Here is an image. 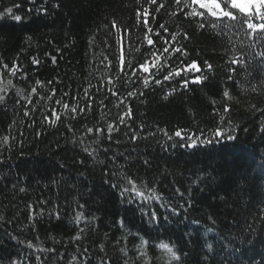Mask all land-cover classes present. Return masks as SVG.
I'll use <instances>...</instances> for the list:
<instances>
[{
    "label": "trees",
    "instance_id": "1",
    "mask_svg": "<svg viewBox=\"0 0 264 264\" xmlns=\"http://www.w3.org/2000/svg\"><path fill=\"white\" fill-rule=\"evenodd\" d=\"M9 7L22 20L0 18V264H169L162 242L180 255L171 264H264V40L242 17L191 0H0ZM194 60L200 72L164 79ZM161 129L213 142L189 148ZM127 176L161 200L122 202L112 185Z\"/></svg>",
    "mask_w": 264,
    "mask_h": 264
},
{
    "label": "snow or ice",
    "instance_id": "2",
    "mask_svg": "<svg viewBox=\"0 0 264 264\" xmlns=\"http://www.w3.org/2000/svg\"><path fill=\"white\" fill-rule=\"evenodd\" d=\"M137 2H139V0H137ZM149 2L152 5H156L157 4V0H149ZM176 4L179 5L182 2L185 3V5L187 6L188 4V0H175ZM191 4L193 5H198L199 8L201 9H206L207 14L215 17L217 20H221V19H228L231 21H237L238 19H241L242 17V23L244 25H246L247 29L251 30L250 34L254 35L257 39L259 40H264V23H256L253 22V17H255L258 20L264 21V0H191ZM14 7L18 8L19 5H15ZM164 7V4H160L159 7H157L155 10L159 11L161 8ZM39 12H46L47 9L46 8H38L36 9ZM235 10V11H233ZM29 11H31V9H29ZM13 13V7H9L7 9L4 10V12H0V18H3L5 14H9L11 15V18L17 22L22 20L21 15H14ZM237 13H239V16L237 15ZM175 13H173L174 15ZM144 15L147 16L148 15V10L145 9ZM186 15L189 16H200L203 17L205 15V12L203 11H197L196 9H193L191 12L186 13ZM140 20V13L138 11V21ZM143 23L145 25H147L148 20L144 19ZM218 25L213 24L212 27H217ZM113 27H116V22L113 21ZM200 28H204L205 24L201 23L199 25ZM227 27V25H226ZM160 28H162L165 32L168 31V29L164 26V25H160ZM152 29L148 28V32H151ZM157 35H159V33H157ZM176 33H174L172 35V39L175 40L177 38ZM162 39H164L163 37H161ZM184 38H188L187 33L184 34ZM30 39V38H29ZM146 40L147 43L149 45L154 44L153 39L147 35L146 33ZM167 43V40L165 41ZM174 52L179 53L181 56H186L187 55V51L185 49H183V47H177V48H173L172 49ZM164 52H168L169 48H164L163 49ZM259 56H261L262 58H264V52H261L258 54ZM53 61L55 62V57H53ZM121 62H123V56H121ZM33 63H39L38 60H34ZM181 63L183 64V61H181ZM233 64H237V63H243L242 60H237V59H233L232 61ZM205 66L211 70L212 69V65L210 63H208L207 61L204 62ZM139 67L144 71V72H149L150 70V66L149 63L147 61H145L143 64L139 65ZM151 67H156V64L153 63L151 65ZM3 68L6 70L11 71L13 74H15V71L17 70L16 65L14 64L12 69L8 68L7 64H3ZM123 70V69H121ZM232 71H234V69H231ZM190 71H195V72H200L201 68L198 64L197 61H192L191 63L185 65L182 69H177L174 73H170L168 76H165L164 79H170L173 75L175 76H180L181 72H190ZM135 74V73H134ZM203 79H206L203 78ZM229 79H231V76H229ZM202 83V77L197 75L195 76L191 81L187 80V79H182L181 83L183 84V86L185 88H187L189 83ZM9 83H11V81H9ZM37 84H40L41 82L38 80L36 81ZM155 83L159 84L161 83L160 80H155ZM143 84L145 87L148 86L149 84V79L147 77L143 78ZM32 92H36V89L33 88ZM133 93H129V95H132ZM87 95V92H86ZM223 96L228 98V99H232V97L230 96L229 91L226 89L223 92ZM167 98V97H165ZM4 99L3 96H0V101H2ZM59 103V101H58ZM213 103H215V101H213ZM90 106V105H89ZM63 107L65 109H67L69 106L67 104L63 105ZM255 107V106H253ZM80 111H84V109H80ZM224 111L227 112L229 111V106L226 104L224 106ZM71 112L72 113H76L77 112V108L75 106H73L71 108ZM25 115H28V113H25ZM52 115L55 116L56 120L60 119V116L57 115L55 113V111H53ZM126 115H131V110H129ZM47 119V118H46ZM53 123H55V121H52ZM108 130L112 131V126L109 125L108 126ZM97 132L102 131L101 129H96ZM161 131L164 132V134L166 136H168V139L171 140L172 139V135H174L175 137H179L181 140H186L187 143L185 144L186 147L189 148H194L197 146V143L199 141L200 144H211L213 141L212 140H208V139H204V140H200L199 137L196 136H192V135H187L185 133V130L183 129H177L172 135H169L168 132L164 129H161ZM88 133H92L93 129L92 128H88L87 129ZM202 135V134H201ZM224 136V130L217 128L214 132V137L219 138V137H223ZM138 137L133 136L132 139H137ZM228 140H233L234 137L231 135H228L226 137ZM8 138L5 137L4 138V142L7 143ZM85 151H87V149H85ZM91 155V153H89ZM147 163V162H145ZM126 185L127 186H123V185H116L113 184L112 187L113 188H117L119 187V195L122 197V202H127L129 204L133 203L134 201L138 200V199H142L144 201H149V200H161V195L157 193V191L155 189L152 188H148L147 191L143 190V188L138 185L137 181L134 180L131 176H127L126 178ZM146 188V186H144ZM21 191H23V189H21ZM177 191H179L177 189ZM141 211H145V209L143 207H141L140 209ZM172 213L174 215H179V209L178 208H172L171 209ZM149 215V221L150 223H156L158 221V216L157 213L155 211H151L148 213ZM82 214H78L76 217V222L79 223L80 219H81ZM122 225L124 223L123 220H121L120 222ZM195 223H198V221H195ZM81 237L79 235L73 237L72 239L74 240H79ZM147 245V241L142 240L141 241V246H145ZM31 246V245H30ZM158 247L166 250V252L168 254H170V261L169 264H171V261H179L180 260V255L177 254V251L175 250L174 246H170L168 243H160L158 245ZM101 248H103V246H101ZM209 251L212 250V246L208 245ZM121 251H124L123 249ZM142 255H144L145 253H141ZM76 257H73V260H75ZM13 264H15V262H13Z\"/></svg>",
    "mask_w": 264,
    "mask_h": 264
},
{
    "label": "rangeland",
    "instance_id": "3",
    "mask_svg": "<svg viewBox=\"0 0 264 264\" xmlns=\"http://www.w3.org/2000/svg\"><path fill=\"white\" fill-rule=\"evenodd\" d=\"M128 244H129V242H127V246H128ZM130 247H132L131 245H129ZM134 248V247H133ZM137 254L140 256L141 255V253L143 252H145V249H144V246L142 247L141 246V244L139 245V246H137ZM162 249V248H161ZM164 252V258H165V260L168 262V261H170V254H168L167 252H166V250H164V249H162Z\"/></svg>",
    "mask_w": 264,
    "mask_h": 264
}]
</instances>
